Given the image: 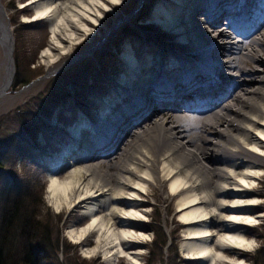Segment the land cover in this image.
I'll use <instances>...</instances> for the list:
<instances>
[{"label": "bare ground", "instance_id": "bare-ground-1", "mask_svg": "<svg viewBox=\"0 0 264 264\" xmlns=\"http://www.w3.org/2000/svg\"><path fill=\"white\" fill-rule=\"evenodd\" d=\"M122 1L20 2L32 12L26 23L49 24L41 53L47 75L93 54L125 21L159 28L121 47L112 90H100L105 98L93 101L92 111L80 107L76 124L62 130L59 149L45 156L54 162L45 167L47 198L57 211L79 210L88 219L67 230L85 257L137 264L148 239L140 225L146 188L166 183L185 259L243 264L237 250H250L255 238L247 229L263 215L254 185L264 167V0H141L123 19ZM144 7L150 11L142 14ZM110 12L120 19L102 33ZM13 38L0 0V100L14 78ZM85 40L86 48L74 50Z\"/></svg>", "mask_w": 264, "mask_h": 264}, {"label": "rangeland", "instance_id": "rangeland-1", "mask_svg": "<svg viewBox=\"0 0 264 264\" xmlns=\"http://www.w3.org/2000/svg\"><path fill=\"white\" fill-rule=\"evenodd\" d=\"M3 1L7 3L13 28L15 70L12 86L5 98L0 100V107L3 108H0V160L3 162L0 183L8 186L10 183L7 173L9 177L13 174L22 190L36 196L30 206L38 213L41 228L49 231L50 241L54 243L41 252L42 264H106L100 256L85 257L81 246L68 238L67 230L70 225L79 222L80 225H85L88 219L83 218L79 210L59 212L51 205L47 198L49 179L48 169L45 167L54 162L45 156L59 149V141L65 138L62 130L76 124L75 118L80 107L87 105L88 110L92 111V102H98L100 97L105 98L102 91L112 90L109 75L114 76V71L118 73L121 47L127 46L130 39L139 40L144 34L152 38L155 34L153 29L159 31V28L153 25L143 29V25L136 23L137 20L135 23L125 21L122 28H115V32L111 34L112 39L98 46L93 54L54 75H47L48 70L41 59V53L49 44V24L46 21L26 23L25 16H31L32 12L27 14L21 11L22 0ZM140 3L141 0H135L133 4H129V0H123L120 18L136 11ZM149 11L144 7L142 14ZM120 18L116 19L110 12L102 33ZM87 44L85 40L75 46L74 50L80 51ZM1 45L0 74L3 76L5 51ZM210 131L215 132L214 129ZM80 153L75 154L79 156ZM154 183L146 188L144 196V208L148 210V215L140 225L148 234V239L142 245L143 254L137 264H201L185 259L181 250L184 230L175 212V198L167 194L166 183ZM254 188L259 199L255 209L263 215L262 220L247 229L248 235L255 238L253 248L237 250L242 253L243 264H264V259L257 256L258 250L264 247V167ZM91 236L88 243L93 246ZM162 239L166 242L165 245H161ZM227 255L233 257L231 252ZM116 264L131 263L125 257H120Z\"/></svg>", "mask_w": 264, "mask_h": 264}, {"label": "trees", "instance_id": "trees-1", "mask_svg": "<svg viewBox=\"0 0 264 264\" xmlns=\"http://www.w3.org/2000/svg\"><path fill=\"white\" fill-rule=\"evenodd\" d=\"M1 165L0 160V180ZM7 176L10 184L0 183V264H42L41 252L54 243L50 241L49 231L41 228L38 213L30 206L36 196L22 190L13 174ZM163 240L161 245L166 244ZM257 256L264 259V247Z\"/></svg>", "mask_w": 264, "mask_h": 264}, {"label": "snow or ice", "instance_id": "snow-or-ice-1", "mask_svg": "<svg viewBox=\"0 0 264 264\" xmlns=\"http://www.w3.org/2000/svg\"><path fill=\"white\" fill-rule=\"evenodd\" d=\"M242 182H243V181H242ZM55 184H56V181H53V185H54V186H55ZM50 191H51V189H50ZM252 222H253V221H247V223H252ZM254 244H255L254 241L251 242V243H248V244H247V247H248L249 249H251V248L254 246ZM240 246L243 247V246H244V243L242 242Z\"/></svg>", "mask_w": 264, "mask_h": 264}, {"label": "water", "instance_id": "water-1", "mask_svg": "<svg viewBox=\"0 0 264 264\" xmlns=\"http://www.w3.org/2000/svg\"><path fill=\"white\" fill-rule=\"evenodd\" d=\"M13 44H14V38H13ZM11 49L14 50V47L11 48ZM12 54H13V52H12ZM11 62H12V64H13V69H12V73H11L12 77H11V78H13V77H14V70H15V68H14L15 66H14V59H13V56H12ZM12 80H13V79H12Z\"/></svg>", "mask_w": 264, "mask_h": 264}]
</instances>
